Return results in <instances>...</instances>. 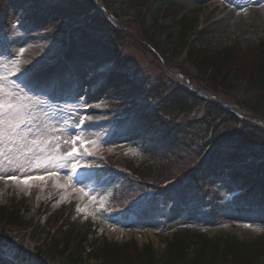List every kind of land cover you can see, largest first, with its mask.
Wrapping results in <instances>:
<instances>
[{
    "label": "trees",
    "instance_id": "1",
    "mask_svg": "<svg viewBox=\"0 0 264 264\" xmlns=\"http://www.w3.org/2000/svg\"><path fill=\"white\" fill-rule=\"evenodd\" d=\"M30 7L26 8L27 13ZM53 9L58 12L56 7ZM66 27L58 23L54 32L63 33ZM182 27L185 29L184 23ZM74 30V33H83L80 28ZM188 62L204 84L215 89L219 85L245 110L264 118V39L243 48L193 49L188 53ZM232 76L237 78V83L231 81ZM127 83L129 88L121 90L131 106H145L156 100L152 108L161 117L184 113L182 124L172 135L161 137L162 129L158 138L139 147L137 155L126 157L124 166L130 174L142 181L155 175L165 178L170 183L166 189L177 186L174 188L177 198L192 190L193 182L198 187L195 196L199 195L200 199L207 191L202 189L204 179L217 181L229 169L226 165H235L230 167L229 173L232 171L231 178L243 187L246 199L256 202L257 197L264 198V160L253 167L246 165L244 160H235L240 150L257 149L260 153L264 150L263 128L248 121L244 122L238 134L231 135L229 132L236 116L220 104L204 102L205 106L195 111L197 115L187 119L199 99L187 87L156 80L146 90L147 101L138 102V95L144 90L130 79ZM156 121L160 128L165 126L160 124V120ZM209 126L213 127L209 138L214 143L207 149L208 141L203 139ZM116 136L121 137L122 133ZM221 136L224 137L222 142L216 143L215 140ZM144 160L147 162L142 164ZM236 166L246 171L241 172ZM200 168H203L201 172ZM123 176L124 179L128 177ZM124 187L132 189V182L126 180ZM25 207L23 200L15 197L0 205V264H85L91 258L100 259L99 264H258L264 254V236L242 242L231 234L210 238L188 232L176 233L171 239H166L165 247L160 251L155 250L151 242L139 246L132 239L123 243L104 240L100 246L86 250L88 233L77 230L80 221L74 219L73 212L55 228L58 218L54 216L55 212L45 222L32 224L21 215V209ZM154 207L155 199L149 200L143 216L148 217ZM90 222L88 219L87 223Z\"/></svg>",
    "mask_w": 264,
    "mask_h": 264
},
{
    "label": "rangeland",
    "instance_id": "2",
    "mask_svg": "<svg viewBox=\"0 0 264 264\" xmlns=\"http://www.w3.org/2000/svg\"><path fill=\"white\" fill-rule=\"evenodd\" d=\"M2 1L9 2L8 0ZM164 2L165 0L161 1V3ZM173 3H175L178 7L177 11L180 10V13L187 10V19H192L194 31L188 34L190 48L219 50L231 46H245L264 38V0H173ZM159 4V2L152 0V10L157 8ZM123 11L125 12V8ZM13 17L14 14L12 12L8 21H12ZM53 19H55V16L50 18L52 21ZM120 21H124L122 17H120ZM120 21H118V26L122 24ZM147 21L151 22L148 19ZM13 22L14 21L11 22V25H13ZM115 22H117V20ZM160 24H162V26L166 29L163 31V35H157L158 42H161L169 33L177 35L179 23H175V21L172 20V17L164 19ZM125 26H127V28L132 32L137 33L138 43L141 41L142 45H145L146 41L143 40L142 33L139 30L137 23L125 22ZM232 28L235 29L236 34L233 33L234 31H231ZM155 36L156 35L154 34V37ZM216 39L219 40L215 41ZM36 40L37 39L34 36H31L26 38V42H23L16 40L13 36L11 43L8 44V49L12 52V54H0V85L4 86L0 90V97L5 99L10 97L14 98V102L22 105L26 111V106L34 108L36 112L33 115L30 114V125H26L22 129H31V131L27 133V140L29 142L33 140L42 141L38 147H34L33 151H27L26 149L21 148L20 143L13 144L11 146L7 143L0 145L4 151V155L0 156V176H2L3 180H5V182H0V205L6 202V199L10 194L16 197L31 195L32 191L25 189L22 180L30 176L42 175L51 170L53 163L61 161L62 156L63 160L68 165L69 159L66 158L65 154L73 145V139L75 137L80 138L75 142V144H77L84 139H89V137L94 138L97 135V131H91L89 135L81 134L75 130H71V125H67V121L73 116V102L78 101L79 96L75 95L78 93V90L71 85L69 77H65L64 74L59 76L57 80L58 82L55 89L59 90L53 94H49L46 98L42 97L46 100L45 105H41L38 102V98L40 96L33 93V91H35L38 86L45 81L46 75H44V77H39L38 75L36 76L37 79L31 80L29 83L30 77H28L27 74H24L26 71H23L21 68L20 74H23V82L26 84L21 82L20 77H18L17 81L22 87L23 94L16 92V90H12L11 86L2 80L1 75H6L12 69V63H14L13 61L16 50L18 48L25 47V44L33 43ZM91 42L92 44L88 43V45L107 47L105 44L97 40H93ZM33 45H35V49L27 51L26 58L22 63V66L27 63H34L36 65L41 61L39 58L40 56H43V51L39 48L40 46L36 47V43ZM47 45L51 46L52 43L48 42ZM120 47L123 50H127V61L133 69H138L139 78L146 80L149 74L152 76H156L158 74L157 64H149L146 61L147 58L142 54L140 49L135 48V46L128 47L126 45H120ZM2 50L3 52L5 51L4 48H2ZM24 50L26 51L27 49ZM164 50H167V48L160 50L161 53ZM95 51L96 50H88L87 47L84 46V43L78 42V44H75V46L71 48V51L69 50V53L72 57L76 53H82L86 57L87 55H94ZM150 53L155 55L153 52ZM164 56H166V54H164ZM177 64H179L178 59L173 61V63H168V65L173 66H176ZM184 67L189 75H195L196 71L192 66H189L188 61H186ZM170 70L174 72V68ZM79 75L80 74H78V79ZM236 80L237 78H234L233 76L231 77V81L233 83H237ZM200 82L201 81H194L193 84L201 87L203 86V83ZM81 83L84 82L81 81ZM84 86H86V84H84ZM81 87L83 88L82 84L79 86V90L81 89L82 91ZM108 89H110V87ZM31 96L33 97V101H31ZM238 97L240 99L242 98L240 95H238ZM98 99L105 100L108 99V97L104 91L97 90V92L93 95V99L89 102L95 104ZM221 102L229 109L234 110V112H240V114L250 118H258L255 114H249L248 111L243 112L244 108L241 104H238V100L229 94L226 95L225 91H223V100ZM76 108L79 109L78 106H76ZM98 108L99 106L96 107V110L91 114L96 115L95 117L92 116L93 122L91 123L94 125V129L97 128L100 131L105 132L108 130L110 122L102 121L103 116H101V108ZM79 111L82 113L81 109ZM74 114L76 115V118L80 116L78 112H74ZM196 115L197 114L190 115L187 119L193 118V116ZM187 119L185 118V120ZM73 121L74 120H71L69 123H72ZM90 129L92 128L90 127ZM38 132H40L41 135L37 134ZM135 145L136 143L132 142V140H126L125 145L120 148L129 149L131 146ZM56 146L57 149L55 148ZM29 147H33V145L29 143ZM50 158L51 162L49 163L48 161ZM38 161L39 167L37 166ZM53 171L60 176V178L56 180H60L62 182H68L66 180H69L70 182L67 190L59 195V201L64 202L70 200L75 195L79 196L80 203L74 207V217L81 213H93L97 229L95 235L89 238V242H93L101 235L105 236L108 240H117L119 242L133 237L139 244L150 241L153 247L160 251L165 247V237L170 236L164 235L166 233H172L176 228L184 225H188L190 228H199L200 230H203L207 233V237L229 233L242 242L252 240L259 233V230L260 232H264V218H262L260 214H240L239 216H234L233 212H228L226 210L221 211L218 220L211 224H198L195 218L182 216L178 213H171L170 216L160 223H149V225L144 227V229L142 227H136L132 218L124 220V223H120L119 217H116L113 214L112 217L109 215V211L113 208V205L110 204V209L108 208L110 197L109 190L118 184V180H114L111 184L109 183L108 185L110 186L105 184L104 186L98 187L91 193H86V183L84 179H71L68 171ZM9 176L17 177V179L14 180V184H8L7 181ZM221 186L222 196L227 195L229 191L231 192L229 185L221 184ZM230 196L231 195H228V198H230ZM32 198L35 200L37 205H40L48 200L42 193L34 195ZM227 208L228 207L226 206V209ZM92 209L100 210L101 212L97 213ZM34 213H38V211L30 212L23 216L26 217L25 220H28L31 223L33 220L31 215ZM81 220H86V217ZM154 232H157V235H153ZM90 263L95 264L94 261H91ZM259 263L264 264V257L260 259Z\"/></svg>",
    "mask_w": 264,
    "mask_h": 264
},
{
    "label": "snow or ice",
    "instance_id": "3",
    "mask_svg": "<svg viewBox=\"0 0 264 264\" xmlns=\"http://www.w3.org/2000/svg\"><path fill=\"white\" fill-rule=\"evenodd\" d=\"M23 52V49H21ZM2 89V86H0ZM29 117L27 116V111L24 107L16 102H14V98H3L0 97V145L7 143L9 146L20 143V147L26 149L27 151H33L34 147H38L42 141L33 140L29 142L27 140V133L31 131V129L23 130L22 126L26 124ZM83 121H81L82 123ZM79 137H75L73 139V147L67 152L66 158H75L78 154V149L75 147V142L79 140ZM29 143L33 145V147H29ZM86 151V149H85ZM4 155L3 148L0 147V156ZM51 162V158L48 161ZM39 167V161L37 163ZM75 167H73V171H75ZM51 175H55L56 173H50ZM8 179L15 180L17 177L9 176ZM31 179H44L43 176H35V177H27L22 180L23 183L27 184L28 180Z\"/></svg>",
    "mask_w": 264,
    "mask_h": 264
},
{
    "label": "bare ground",
    "instance_id": "4",
    "mask_svg": "<svg viewBox=\"0 0 264 264\" xmlns=\"http://www.w3.org/2000/svg\"><path fill=\"white\" fill-rule=\"evenodd\" d=\"M231 31H234L233 33H235L236 34V32H235V29L234 28H232V30ZM219 39H216L215 41H218ZM87 82V81H86Z\"/></svg>",
    "mask_w": 264,
    "mask_h": 264
}]
</instances>
